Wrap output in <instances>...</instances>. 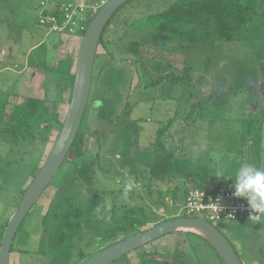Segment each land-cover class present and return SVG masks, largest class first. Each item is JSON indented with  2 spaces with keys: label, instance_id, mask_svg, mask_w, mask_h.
Listing matches in <instances>:
<instances>
[{
  "label": "rangeland",
  "instance_id": "obj_1",
  "mask_svg": "<svg viewBox=\"0 0 264 264\" xmlns=\"http://www.w3.org/2000/svg\"><path fill=\"white\" fill-rule=\"evenodd\" d=\"M41 1H46L47 5L51 2L52 9L59 5L52 3L53 0H0V69L12 59L16 70L13 60L21 59L18 68L30 69V75L37 63L33 55L47 48L50 52L49 39L55 34L45 35L37 25ZM83 1L100 6L106 0ZM173 1L133 0L125 4L104 33L105 47H97L88 106L80 128L84 133V152L90 156L96 148L100 157L94 172L97 184L93 198L104 202V206L102 215L94 218L96 222L107 216L106 209L140 206L147 214V223L137 230H145L160 219L175 218L182 205L181 194L187 186L214 185L213 180L219 178L214 176L217 172L223 173L221 183L232 184L229 177H235L241 165L264 168V26L251 25L246 37L236 43L189 45L159 41L152 45L142 43L136 56L128 52V43L142 40L151 33L152 19L148 16L164 10ZM78 37H64L61 52L57 51L56 55H68L75 60ZM49 62L48 57L44 63ZM27 64H32L33 68ZM43 65L35 80L30 76V83L24 78L21 81L31 85L33 95L56 99L60 119H63L68 105L64 99L67 89L66 93L64 91L70 77H56ZM8 67L10 69L0 74L1 95L13 92L17 85L11 80L14 68L11 64ZM184 67L190 70L185 71ZM169 71L182 80L149 86ZM106 72H109L107 84L110 86L101 83ZM99 99L109 109L110 120L98 124L93 132L89 129L88 112L90 105ZM254 117L260 122V151L255 150L251 140H242L245 120ZM126 128L129 141L123 138ZM56 133L49 131V142L40 148L38 155H21L23 145L12 146L0 136V236L21 199L20 191L26 189L33 178L31 172L40 168L47 157ZM130 142L133 146L128 147ZM13 159L18 161L8 168L2 166L6 160ZM68 172V166L64 165L25 217L20 231L23 237L25 234L28 237L24 245H17L11 252L9 264H49L50 250H45L46 255L40 254L38 244L43 228L47 243L51 231L67 227L68 221L53 218V213L59 209L58 201L64 195L62 181ZM172 191L178 194L177 200L173 199ZM81 205H87L85 199ZM87 206L86 211L94 210L93 205ZM44 216L46 220L42 223ZM261 221L215 224L235 250L240 247L239 243L243 244L240 253L238 251L242 264H264V236L254 237L255 233L264 231V221ZM103 227L104 231L106 226ZM134 232L118 233L115 238L97 245L92 238L96 231H79L78 235L63 231L64 238L67 241L72 238L75 247L67 258L61 256L59 263L81 264L102 247ZM183 237L193 244L195 251ZM187 237L167 234L128 254L119 264H141L143 253L153 254L150 259L173 264L169 257L175 249L182 252L178 264H221L203 241Z\"/></svg>",
  "mask_w": 264,
  "mask_h": 264
},
{
  "label": "trees",
  "instance_id": "obj_2",
  "mask_svg": "<svg viewBox=\"0 0 264 264\" xmlns=\"http://www.w3.org/2000/svg\"><path fill=\"white\" fill-rule=\"evenodd\" d=\"M132 1L133 0H129L127 3H131ZM114 15L103 29L98 42V45L101 47H105L106 41H104L103 36L110 22L113 20ZM148 18L152 19L151 33L142 40L132 41L127 44V51L135 56L138 55L140 50L139 48L142 43L146 45H152L158 44L159 41H164L169 43L179 42L192 45L198 42H241L246 37L248 28L251 25L257 24L258 26H264V0H174L164 10L152 13L150 16H148ZM73 68L74 60L68 55L57 59L54 65L46 68L47 71L54 73L56 77H70L67 102L70 100L71 89L74 80ZM184 70L188 71L190 70V67H184ZM181 80L182 77L178 76V74L175 72L169 71L163 73L149 86L155 87L162 82H180ZM109 81V72H106L101 79V83L105 86H110V84H107ZM7 96L8 95L0 97V136L2 135V141L5 143L7 142L15 147H21L23 145V149L21 148V155H38L40 148L49 142V131L55 130L57 132V137L62 126L63 119H60L59 116L58 101L48 100L46 98L28 97L22 104L11 105L8 102ZM253 101L256 102L255 99ZM88 115L89 129L92 128L93 132L96 131L98 124L110 120L109 109L102 99L96 100L90 105ZM244 124L245 125L242 130L243 142L251 140L253 143L252 146L256 147L255 150L260 151L261 146L259 147V145L261 142V128L259 119L257 117L252 119L248 118L245 120ZM80 128L63 164L59 169L61 170L64 165H67L69 172L65 175V178L62 181L64 195L60 201H58L59 209L53 213V218L55 217L57 219L60 218L61 220H67V227L64 229L57 228L53 233L51 231L48 235L47 243L43 235L46 229L43 228V234L41 235L38 244V253L43 254L45 250H50L52 257L49 258V264H60L61 259H63V257L67 258V256L71 254L75 247L74 243H72V238H70L68 241L64 238L63 231L74 232L76 234L77 232L84 230L96 231L95 235H93V233L91 235H93L92 238L96 239V244L99 245L105 240L115 238L118 233H128L130 231H135L126 237L137 234L142 231L137 229L147 223V214L140 206H127L126 208H121L120 210L109 208L106 209L108 213L104 219H98V223L95 221V217L102 215L101 212L104 206V202L95 200L93 198L96 188L95 185L97 184L95 180L96 175L94 172L95 167L99 163L100 157L98 154V149L96 148H94V151L90 156L84 152V133ZM128 131L129 130L127 128L123 131V138L125 141H129ZM131 146H133L132 142H130V146L128 147ZM14 161L18 160L13 159L10 162L6 160L2 163V166L8 168L12 163H14ZM128 161L129 163H132V161L129 159ZM36 169V172L34 170L31 172L33 177L39 170V168ZM229 180L234 183V177H229ZM218 185L220 184H216L212 187L205 186L203 188L209 190ZM24 191L25 189L20 191L19 199L22 197ZM185 193L186 189H184L183 193L181 194L180 200L182 197H184ZM172 197L174 200H177L178 194L172 191ZM84 199L87 205H93L94 210H85L88 209V206L81 205ZM167 219L170 218L160 219L156 223ZM45 220L46 216L43 217L42 223H44ZM241 221L243 220H239V222ZM23 222L24 220L22 221L15 235L11 252L16 250L17 245L21 246L26 242L28 235L25 234L23 237L20 231ZM102 224L106 226L104 231ZM170 234H178L179 236L188 237L191 236L203 241V243L208 245L216 254L218 261L221 264H224L216 251L200 235L192 232L182 231H177ZM263 234L264 231L258 232L254 234V237L260 238L264 236ZM94 236H96V238ZM185 240L188 243V246L193 251H195L193 244H190L191 242L187 239ZM117 241L102 247L100 250ZM19 250L21 251V249ZM23 252L25 251L23 250ZM235 252L237 253L238 257L241 258V255L238 254V251L235 250ZM181 254L182 252H179L177 249H175V253L170 256L169 259H171L173 264H178V257ZM43 255L46 254L44 253ZM127 255H124L111 264H119L126 258ZM151 255L153 254L143 253L142 258L140 259L141 264H167V262L164 260L160 261L148 258Z\"/></svg>",
  "mask_w": 264,
  "mask_h": 264
},
{
  "label": "water",
  "instance_id": "obj_3",
  "mask_svg": "<svg viewBox=\"0 0 264 264\" xmlns=\"http://www.w3.org/2000/svg\"><path fill=\"white\" fill-rule=\"evenodd\" d=\"M127 1L129 0H107L89 21L79 40L74 60V80L62 126L47 157L7 221L0 239V264H9L11 247L22 221L48 188L66 158L87 108L99 39L105 25ZM177 231L200 235L216 251L224 264H242L234 247L221 231L212 224L194 217H175L156 223L100 250L81 264H111L124 255Z\"/></svg>",
  "mask_w": 264,
  "mask_h": 264
},
{
  "label": "built area",
  "instance_id": "obj_4",
  "mask_svg": "<svg viewBox=\"0 0 264 264\" xmlns=\"http://www.w3.org/2000/svg\"><path fill=\"white\" fill-rule=\"evenodd\" d=\"M106 1L100 6L62 3L53 9L46 1H41V9L37 12V25L47 33L81 38L90 19ZM249 215L247 201L234 197L232 184L224 182L209 190L203 187L187 189L175 217H194L215 226L226 221H249ZM258 220H264V214H259L254 221Z\"/></svg>",
  "mask_w": 264,
  "mask_h": 264
},
{
  "label": "crops",
  "instance_id": "obj_5",
  "mask_svg": "<svg viewBox=\"0 0 264 264\" xmlns=\"http://www.w3.org/2000/svg\"><path fill=\"white\" fill-rule=\"evenodd\" d=\"M54 2H52V3H58V4H62V3H88L89 1H83V0H53ZM48 6H52L51 5V2H50V4L48 5ZM49 7V8H50ZM43 30V29H42ZM44 31V30H43ZM45 32V35H50V34H55V37H52L51 39H49L50 40V52H49V50H48V48L47 49H45L44 51H41V53L39 54V53H35L33 56L35 57L34 58V63H36L35 64V66H36V69H35V71L33 72V70H32V75H31V73H30V75H28V71L30 70H28V69H24V68H18V67H20V61H21V59H19V60H13L14 61V63L16 64V70H15V68H14V66L12 65V59H9V61H8V64H11V66L14 68V70H12L11 69V71L14 73L15 72V75L12 73V75H11V80L15 83L14 84V86H15V88L13 89V92H6V93H4V94H2L1 95V93H0V97H4L5 95H8L7 97H8V102H9V104H11V105H18V104H22L28 97H37V98H46V97H39V96H35V95H33V92L31 93L30 91L32 90V88H31V85H24L23 83H22V81H21V78H24V80H28V83H30L29 82V79H30V76H32L31 78L33 79V80H35V77H36V75H40V73L42 72L41 71V69H40V67H42V64H44L45 66H47V67H51L52 65H54L55 63H56V61H57V59H59V58H61V57H63L62 55H60V56H57L56 55V53H57V51H59V52H61V50H60V47L63 45V43L65 42V39H64V37L65 36H60V35H58V34H56V33H47L46 31H44ZM63 41V42H62ZM12 55V54H11ZM67 56V55H66ZM50 58L51 59V62H49V64H46V63H44V61L46 62L47 61V58ZM65 57V56H64ZM36 60V61H35ZM37 60H40V62H43V63H40L39 61H37ZM11 61V62H10ZM26 61V63H27V59L25 60ZM24 61V62H25ZM51 63V64H50ZM8 64L7 65H4L3 66V68L2 69H0V74H3L2 72H4V70H7V69H10V67H8ZM43 65V66H44ZM27 66L30 68H33V65L32 64H27ZM46 67V68H47ZM47 70V69H46ZM27 74V75H26ZM42 75V74H41ZM7 76V75H6ZM56 76V75H55ZM29 77V78H28ZM4 78V77H3ZM17 81V82H16ZM35 87H37V86H35ZM46 88V85H45V87H44V89ZM66 89H67V95H66V97L64 98L66 101H67V97H68V87H65V91H64V93H66ZM63 93V94H64ZM16 100V101H15ZM54 100H56V99H54ZM159 130V129H158ZM171 132V131H170ZM170 132H168V136L171 134ZM7 151H8V149H7ZM7 151H6V153H7ZM9 152V151H8ZM9 154H7V156H8ZM210 161H211V158H210ZM159 178V177H158ZM159 179H161V178H159ZM222 177H219V178H217V179H214L213 181H216L215 183H213L214 185H209V184H203V183H200L199 184V186H187L186 187V190L187 189H189V188H192V187H205V186H209V187H212V186H215L216 184H221V182H222ZM152 181H153V179H152ZM230 181V180H229ZM154 182V181H153ZM219 182V183H218ZM264 221V220H263ZM258 222H260V221H258ZM262 222V221H261ZM258 231V230H257ZM239 243V242H238ZM243 245V244H242ZM242 245H241V243H239V248H238V246H237V251H239V253H240V251L242 250ZM134 252V251H133ZM132 253V252H131ZM130 254V253H129ZM257 264V263H256Z\"/></svg>",
  "mask_w": 264,
  "mask_h": 264
},
{
  "label": "clouds",
  "instance_id": "obj_6",
  "mask_svg": "<svg viewBox=\"0 0 264 264\" xmlns=\"http://www.w3.org/2000/svg\"><path fill=\"white\" fill-rule=\"evenodd\" d=\"M214 176L223 177V173L217 172ZM232 187L234 197L247 201L249 220H255L259 214H264V168L251 164L241 165L235 172Z\"/></svg>",
  "mask_w": 264,
  "mask_h": 264
}]
</instances>
